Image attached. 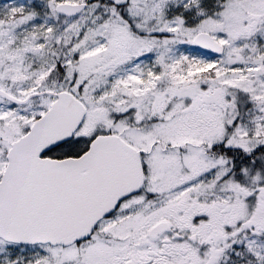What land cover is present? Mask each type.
I'll return each instance as SVG.
<instances>
[{"label":"snow or ice","instance_id":"1","mask_svg":"<svg viewBox=\"0 0 264 264\" xmlns=\"http://www.w3.org/2000/svg\"><path fill=\"white\" fill-rule=\"evenodd\" d=\"M0 264H264V0H0Z\"/></svg>","mask_w":264,"mask_h":264}]
</instances>
